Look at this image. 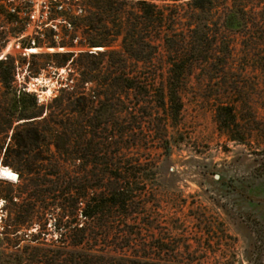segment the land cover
<instances>
[{
    "label": "trees",
    "instance_id": "trees-1",
    "mask_svg": "<svg viewBox=\"0 0 264 264\" xmlns=\"http://www.w3.org/2000/svg\"><path fill=\"white\" fill-rule=\"evenodd\" d=\"M87 6L95 12L79 24L94 31L98 23L102 32L89 47L120 41L122 50L53 53L71 62L75 85L66 84L48 105L12 85L14 67L0 59V163L18 175L15 184L0 180L17 189L4 199L1 235L12 246L26 242L3 264H196L191 247L181 260L167 243L156 199L137 202L146 192L142 175L148 178L152 168L133 153L144 139L136 140L134 130L143 132L150 120L161 133L157 144L165 143L160 149L170 152L169 118L156 122L151 100L178 118L182 89L195 71L211 70L215 51H237L230 37L245 40L243 50H264V0H89ZM226 65L216 70L225 73ZM216 117L223 133L241 142L233 136L239 128L233 105L218 107ZM51 220L60 246L46 248ZM34 224L36 234L19 236Z\"/></svg>",
    "mask_w": 264,
    "mask_h": 264
},
{
    "label": "rangeland",
    "instance_id": "rangeland-1",
    "mask_svg": "<svg viewBox=\"0 0 264 264\" xmlns=\"http://www.w3.org/2000/svg\"><path fill=\"white\" fill-rule=\"evenodd\" d=\"M87 3L89 0L81 1V11L73 4L68 12L40 9L45 14L41 23L9 18L5 9L0 11V56L14 67L12 85L36 95L39 104L51 103L66 84L75 85L69 78L71 62L63 64L64 60L53 53L94 52L88 41L102 39L98 23L94 31L84 22L79 24L89 18V12H95ZM71 15L81 19L78 24L69 20ZM108 27L112 29L111 24ZM228 41L236 44L237 51L231 56H227L231 51H215L211 70L199 66L182 89L183 108L178 118L165 112L158 98L151 100L154 120H171L165 122L170 125V152L160 149L165 143L157 144L161 133L150 120L143 132L136 126V140L143 135L144 139L133 153L152 168L146 172L148 178L142 175L146 192L138 194L137 202L143 206L156 199L165 239L176 247L181 260L188 257L184 253L188 246L196 264H264V50H243L245 40L241 37H230ZM30 48H38L39 52L29 54L26 50ZM104 50H122L120 41L100 51ZM82 61L95 69L99 66L94 59ZM224 62L227 65L222 74L216 68ZM74 76L80 80L79 75ZM3 91L0 84V102ZM221 105L236 109L239 128L233 136L241 142L229 139L219 127L216 115ZM51 150L55 151L53 147ZM15 186L0 181V264L26 245L20 241L12 246L1 235V218L7 219L4 199L16 195ZM53 225L51 220L49 235L43 241L46 248L60 246L55 243L58 232H54ZM37 229L38 224H34L18 234H36ZM37 242L29 245L34 247Z\"/></svg>",
    "mask_w": 264,
    "mask_h": 264
},
{
    "label": "built area",
    "instance_id": "built-area-1",
    "mask_svg": "<svg viewBox=\"0 0 264 264\" xmlns=\"http://www.w3.org/2000/svg\"><path fill=\"white\" fill-rule=\"evenodd\" d=\"M82 0H0V11L5 9L10 15L9 18H17L20 21L26 20L30 23H41L45 14L40 9H51L59 12H68L70 4L75 5L81 11ZM52 12V11H51ZM69 10L68 14H71ZM4 57L0 56V59Z\"/></svg>",
    "mask_w": 264,
    "mask_h": 264
},
{
    "label": "bare ground",
    "instance_id": "bare-ground-1",
    "mask_svg": "<svg viewBox=\"0 0 264 264\" xmlns=\"http://www.w3.org/2000/svg\"><path fill=\"white\" fill-rule=\"evenodd\" d=\"M103 48H94L95 51H100ZM29 54H35L39 52L38 48H30L26 50ZM50 51H54L53 49H50ZM0 180L6 181L8 183L14 184L18 181V175L14 173L11 169L7 167H1L0 166Z\"/></svg>",
    "mask_w": 264,
    "mask_h": 264
},
{
    "label": "water",
    "instance_id": "water-1",
    "mask_svg": "<svg viewBox=\"0 0 264 264\" xmlns=\"http://www.w3.org/2000/svg\"><path fill=\"white\" fill-rule=\"evenodd\" d=\"M2 167V166H1ZM0 172H1V170H0ZM219 177L218 176H216V179H218Z\"/></svg>",
    "mask_w": 264,
    "mask_h": 264
}]
</instances>
